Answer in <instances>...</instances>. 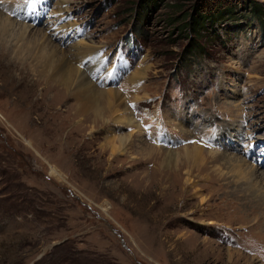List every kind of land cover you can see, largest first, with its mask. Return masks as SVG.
Listing matches in <instances>:
<instances>
[{
  "label": "rangeland",
  "instance_id": "rangeland-1",
  "mask_svg": "<svg viewBox=\"0 0 264 264\" xmlns=\"http://www.w3.org/2000/svg\"><path fill=\"white\" fill-rule=\"evenodd\" d=\"M148 1L0 0L70 61L96 50L104 70L91 80L121 94L78 110L22 68L14 41L0 45V264H264V204L235 194L227 166L162 164L195 146L264 175V0ZM195 12L198 34L186 28ZM136 73L140 89L127 84Z\"/></svg>",
  "mask_w": 264,
  "mask_h": 264
},
{
  "label": "bare ground",
  "instance_id": "bare-ground-1",
  "mask_svg": "<svg viewBox=\"0 0 264 264\" xmlns=\"http://www.w3.org/2000/svg\"><path fill=\"white\" fill-rule=\"evenodd\" d=\"M36 9L37 7L30 9L28 15L30 14V12L36 14ZM1 14L0 45L6 44L7 39H11L12 41H14L15 45L13 52L15 54V60L21 61V64H23L22 68L30 67L33 71L39 72L42 76L48 79L49 82H47L50 84L52 89H66L68 91V96L78 101V103H81L79 104L80 106H78V110H80L82 106H85L86 104H90L87 107L92 108V105L96 106L99 100H106L108 103H111V101H119L121 95H119V92L112 90H99L96 87V84L91 80L95 74L103 72L104 66L102 65L104 59L101 56L97 55L98 53H93L94 49H91L90 46H88V48H80V46L78 48H75L76 51L70 53L72 56V59L70 61L68 57L64 56L61 51L57 50L56 46L51 43L50 37L47 35V33L44 32V30L43 32L38 30L34 31L33 28L30 29L29 27L24 26L23 24L18 25L17 22L14 23L15 20H10L11 18H9V13L6 14V12L3 11L1 12ZM17 27L18 29L16 30ZM81 46L87 47L83 45ZM59 54L61 55L59 56ZM27 58L28 60H30V63H27V61H25ZM72 61H75V64H77L78 66H75ZM7 68L8 70H10L11 68H15L19 70L20 73H22V69L20 70L17 66H14L12 64H8ZM137 73L140 72L138 71ZM137 73L135 77H132L133 79H127V84L133 83L132 86L135 87V89H140L141 81L138 79H142V77L140 76L144 75L139 74L137 78ZM23 80L21 79L20 81L15 82V84L18 83L17 87H21L22 84L24 85ZM72 87L73 90L71 91L70 89ZM224 113L225 114H222V116L226 115L228 117L231 116L232 118L238 117V115L242 114L241 109L239 107H236L232 111L231 109L227 108ZM123 117L124 116H121V114H119L117 122L120 124L127 123L128 125L133 126L135 130L137 129L136 131L140 133V129L138 128L139 125L134 126V121L132 119H127L126 122H123ZM231 134V132L223 133L221 136H219L220 138L218 139L228 136V139L230 140ZM130 135L128 136L129 138H125V140L122 139L123 137L118 138V145L112 146V149H114L113 151L117 152V150H120L121 148L123 149L127 144H129L131 137ZM233 136H235V132ZM225 156L222 154H216L215 152H211V154L205 155L201 149L194 146L191 148H185V151L180 157V159H178L177 157L173 159L171 156L168 155V157L162 160V164L167 169H172V167H177V163L181 162V159H183L187 164H192V166L207 164L208 160H210V163L215 165L217 164L218 166H227V168L229 169L228 173L232 174L233 178H236L237 181H242L241 187L243 189H241L240 187L235 192V194H242V196H244V202H256L257 205L264 204V191H262L264 189L260 188L262 185L258 187L259 184L262 183V181L264 185V175L259 174V167L254 166L248 163L247 160L241 159L235 155L231 156L230 154H228ZM220 160H222L221 163ZM259 176H261L262 178H259ZM216 177L218 179L216 180V182H218L220 176L216 175ZM256 187L258 188V190L255 189ZM163 210L164 209H160L159 212L162 213ZM159 212L157 215H159ZM165 236L167 237V240L172 243L179 242V238L176 237L173 233H168ZM196 253L199 254V257L200 255L208 256L209 254H211L210 252H208V250H196Z\"/></svg>",
  "mask_w": 264,
  "mask_h": 264
},
{
  "label": "trees",
  "instance_id": "trees-1",
  "mask_svg": "<svg viewBox=\"0 0 264 264\" xmlns=\"http://www.w3.org/2000/svg\"><path fill=\"white\" fill-rule=\"evenodd\" d=\"M151 3H153V0L148 1V4H151ZM145 7L147 6L145 5ZM194 15L191 14L190 17L188 18L189 20L186 22V28L189 31H192L194 34H198L199 32L206 30V27H205L206 20H205V17L198 14L197 12H195ZM208 22H210V20Z\"/></svg>",
  "mask_w": 264,
  "mask_h": 264
}]
</instances>
